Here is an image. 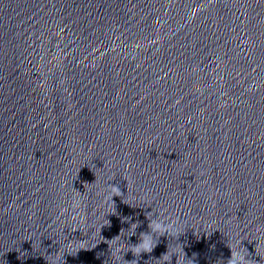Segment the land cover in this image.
<instances>
[{
	"label": "clouds",
	"instance_id": "9594fccd",
	"mask_svg": "<svg viewBox=\"0 0 264 264\" xmlns=\"http://www.w3.org/2000/svg\"><path fill=\"white\" fill-rule=\"evenodd\" d=\"M109 196L106 197V199H111L113 202V196H119L121 195L120 188L118 186H114L110 184L108 186ZM149 232L141 233L140 236V242L136 245H132L129 250L133 253L134 257L139 258L141 253H151L154 249V247L157 244L158 238L160 236H163L167 234L170 235H180V221L178 218H171V217H163L160 215H157L155 213H149ZM109 223V221H108ZM137 228V224H132L131 229L133 231V234L135 233V229ZM183 252L184 258L185 253ZM113 255L117 256L119 258V249H115L113 251ZM167 254L163 256H167ZM249 256L248 252L238 251V250H232L231 258L228 260L227 264H253V260L248 259ZM171 260V258H170ZM186 260V258H185ZM190 262V264H193L191 260H187ZM127 264H137V259H133L130 262H127Z\"/></svg>",
	"mask_w": 264,
	"mask_h": 264
}]
</instances>
